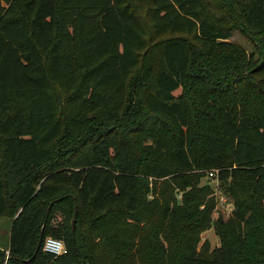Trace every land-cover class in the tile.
I'll return each instance as SVG.
<instances>
[{
    "label": "trees",
    "instance_id": "trees-1",
    "mask_svg": "<svg viewBox=\"0 0 264 264\" xmlns=\"http://www.w3.org/2000/svg\"><path fill=\"white\" fill-rule=\"evenodd\" d=\"M144 131L158 134L135 144ZM210 172L228 220L212 218ZM0 220V264H242L249 237L264 250V0H151L144 18L130 0H0ZM213 227L220 246L198 250Z\"/></svg>",
    "mask_w": 264,
    "mask_h": 264
},
{
    "label": "rangeland",
    "instance_id": "rangeland-1",
    "mask_svg": "<svg viewBox=\"0 0 264 264\" xmlns=\"http://www.w3.org/2000/svg\"><path fill=\"white\" fill-rule=\"evenodd\" d=\"M213 3H215L217 0H212ZM132 7L136 9V11L142 15L144 18L148 9L151 6V0H143L142 3H136L133 0H130ZM145 22L148 23V20L145 19ZM231 42L242 46L245 48L249 53H251L254 49L253 44L240 32H235L234 36L230 39ZM53 95L57 99L59 105L61 107L65 103V96L55 87H53ZM214 126V123H210ZM158 133H148L147 131H144L142 133H137L133 136V141L135 144L142 145L145 143L148 138H152L156 136ZM204 178L201 182V187L208 186L212 192H213V198L215 201V210L213 212L212 218L213 220H217L218 218H221L223 220H228L234 210H235V202L234 200L229 196L227 192V188L225 184L220 182L217 178L218 172H215V177L210 178L207 176V173H203ZM179 200H181V195L179 196ZM203 209V207L201 208ZM0 228H8V224L0 220ZM248 243L245 248V250L241 253V255L238 257V260L242 264L247 263H255V262H263L264 261V250L260 248L258 251V246L254 244V239L249 237ZM3 247H6L7 244H3ZM204 245L205 247H209V252L213 251L215 248L220 246V240L219 237L216 235V232L214 231V227L203 232L200 235V244L198 247V250H200V246Z\"/></svg>",
    "mask_w": 264,
    "mask_h": 264
},
{
    "label": "built area",
    "instance_id": "built-area-1",
    "mask_svg": "<svg viewBox=\"0 0 264 264\" xmlns=\"http://www.w3.org/2000/svg\"><path fill=\"white\" fill-rule=\"evenodd\" d=\"M210 178L215 177V172L209 173ZM44 251L54 256H61L67 253L65 245L60 240L54 238H47L44 243Z\"/></svg>",
    "mask_w": 264,
    "mask_h": 264
},
{
    "label": "crops",
    "instance_id": "crops-1",
    "mask_svg": "<svg viewBox=\"0 0 264 264\" xmlns=\"http://www.w3.org/2000/svg\"><path fill=\"white\" fill-rule=\"evenodd\" d=\"M9 242V233L6 228H0V246H4L3 244H7Z\"/></svg>",
    "mask_w": 264,
    "mask_h": 264
},
{
    "label": "water",
    "instance_id": "water-1",
    "mask_svg": "<svg viewBox=\"0 0 264 264\" xmlns=\"http://www.w3.org/2000/svg\"><path fill=\"white\" fill-rule=\"evenodd\" d=\"M77 214H78V209L76 208L75 217H74V220H73V223H72L73 231H75V229H76ZM42 236H43V231H42L41 237Z\"/></svg>",
    "mask_w": 264,
    "mask_h": 264
}]
</instances>
